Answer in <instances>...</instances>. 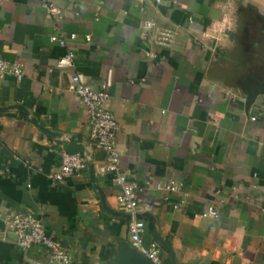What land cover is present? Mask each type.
Here are the masks:
<instances>
[{
	"label": "crops",
	"instance_id": "obj_1",
	"mask_svg": "<svg viewBox=\"0 0 264 264\" xmlns=\"http://www.w3.org/2000/svg\"><path fill=\"white\" fill-rule=\"evenodd\" d=\"M41 1L0 0V56L24 73L0 75V264L50 260L40 246H17L8 213H34L72 264H111L120 244L133 248L119 189L99 172L106 154L71 89L75 74L108 86L145 246L166 242L175 264H264V93L247 106L245 91L250 79L264 87L263 47L237 37L249 17L264 29V0H49L59 24ZM145 21L176 30L154 59ZM54 34L78 36L72 67H57L67 49ZM63 152L86 167L59 182L51 176ZM170 182L176 191L157 188ZM210 205L218 218L202 217ZM162 256L174 264L164 247Z\"/></svg>",
	"mask_w": 264,
	"mask_h": 264
},
{
	"label": "built area",
	"instance_id": "obj_2",
	"mask_svg": "<svg viewBox=\"0 0 264 264\" xmlns=\"http://www.w3.org/2000/svg\"><path fill=\"white\" fill-rule=\"evenodd\" d=\"M157 4H161V0H158ZM41 6L44 12L58 24L63 21L62 10L56 4L49 0H42ZM140 31L141 38L146 41L151 49L146 51L145 55L151 59L156 58V54L152 52L154 48H170L176 36L175 29L162 28L154 21L143 22ZM77 39L76 34H70L66 37L59 34L51 36V43L67 49L66 54L58 60V68L65 69L73 66L76 54L72 48H69V43H73ZM85 40L90 42L91 36H86ZM213 54L215 55L214 51ZM0 75L22 79L24 73L20 66L13 65L0 56ZM71 89L87 110L93 140L106 154V158L99 166V172L103 175H111L113 182L119 189L116 200L120 210L129 216L128 229L131 245L152 264H165L162 256L163 247L157 242L145 246L143 241L145 221L139 216L138 186L128 179L121 166V153L117 143L120 125L108 108L110 100L108 86L104 85L102 89L95 90L81 75L75 74L72 77ZM251 120L255 121L256 118H251ZM85 167L86 162L82 156L63 152L59 169L51 177L53 180L61 182L65 178L82 171ZM157 188L171 192L176 191L174 182L166 185L157 184ZM202 217L218 218L216 208L210 205L203 212ZM4 222L6 231L15 235L19 248L27 251L32 247L40 246L49 256L48 264H72L71 257L62 242L49 234L42 221L34 213H8L4 217ZM35 264L45 263L37 260Z\"/></svg>",
	"mask_w": 264,
	"mask_h": 264
},
{
	"label": "water",
	"instance_id": "obj_3",
	"mask_svg": "<svg viewBox=\"0 0 264 264\" xmlns=\"http://www.w3.org/2000/svg\"><path fill=\"white\" fill-rule=\"evenodd\" d=\"M247 93V106H250L258 93H264V87L261 86L257 81L250 79L247 82L245 88ZM171 256L173 263L175 264L174 254L171 248L166 242L162 241L161 244ZM111 264H152L145 256L134 250L131 246L126 243L120 244L116 256L112 260Z\"/></svg>",
	"mask_w": 264,
	"mask_h": 264
},
{
	"label": "rangeland",
	"instance_id": "obj_4",
	"mask_svg": "<svg viewBox=\"0 0 264 264\" xmlns=\"http://www.w3.org/2000/svg\"><path fill=\"white\" fill-rule=\"evenodd\" d=\"M246 19V18H244ZM248 21L246 26H244V22L240 25V29H238L237 37L238 41L243 45L246 49L253 46L254 42H262V49L260 50L261 57L264 60V29L260 31V25L256 23L253 24L252 18H247ZM243 30V31H242ZM237 39V38H236Z\"/></svg>",
	"mask_w": 264,
	"mask_h": 264
}]
</instances>
